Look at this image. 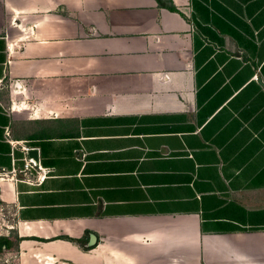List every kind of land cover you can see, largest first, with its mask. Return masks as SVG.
<instances>
[{"label":"crops","instance_id":"crops-1","mask_svg":"<svg viewBox=\"0 0 264 264\" xmlns=\"http://www.w3.org/2000/svg\"><path fill=\"white\" fill-rule=\"evenodd\" d=\"M7 129L11 264H264V0H0Z\"/></svg>","mask_w":264,"mask_h":264},{"label":"built area","instance_id":"built-area-1","mask_svg":"<svg viewBox=\"0 0 264 264\" xmlns=\"http://www.w3.org/2000/svg\"><path fill=\"white\" fill-rule=\"evenodd\" d=\"M14 85L17 87L18 82L16 81ZM5 136L12 149L19 150L22 154V157L20 158L22 165L20 167L16 166L17 159L13 157L11 168L7 171H0L1 179L39 186L51 176L52 169L50 167H45L40 163L39 160L36 161L34 158L28 156V151L30 149H35L36 147L29 145L28 141L25 140L17 141L11 139L10 131L8 129L5 130ZM3 210L4 209L0 207V235L4 231V227H9L5 224V217H7V215L6 213H3Z\"/></svg>","mask_w":264,"mask_h":264},{"label":"rangeland","instance_id":"rangeland-1","mask_svg":"<svg viewBox=\"0 0 264 264\" xmlns=\"http://www.w3.org/2000/svg\"><path fill=\"white\" fill-rule=\"evenodd\" d=\"M10 220V217L8 218V220H7V218H6V223L8 222ZM8 257V258H7ZM8 260V261H7ZM0 264H11V262L9 261V256L7 255H4V256H1L0 255Z\"/></svg>","mask_w":264,"mask_h":264},{"label":"water","instance_id":"water-1","mask_svg":"<svg viewBox=\"0 0 264 264\" xmlns=\"http://www.w3.org/2000/svg\"><path fill=\"white\" fill-rule=\"evenodd\" d=\"M28 156L34 158L36 161H38V152H37V149H30L28 151Z\"/></svg>","mask_w":264,"mask_h":264},{"label":"trees","instance_id":"trees-1","mask_svg":"<svg viewBox=\"0 0 264 264\" xmlns=\"http://www.w3.org/2000/svg\"><path fill=\"white\" fill-rule=\"evenodd\" d=\"M2 245H0V248H1Z\"/></svg>","mask_w":264,"mask_h":264}]
</instances>
